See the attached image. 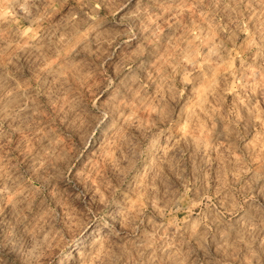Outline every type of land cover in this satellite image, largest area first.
Segmentation results:
<instances>
[{"label":"clouds","instance_id":"obj_1","mask_svg":"<svg viewBox=\"0 0 264 264\" xmlns=\"http://www.w3.org/2000/svg\"><path fill=\"white\" fill-rule=\"evenodd\" d=\"M0 264H264V0H0Z\"/></svg>","mask_w":264,"mask_h":264}]
</instances>
